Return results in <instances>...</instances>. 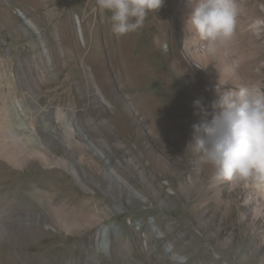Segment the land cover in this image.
<instances>
[{
	"label": "rangeland",
	"instance_id": "1",
	"mask_svg": "<svg viewBox=\"0 0 264 264\" xmlns=\"http://www.w3.org/2000/svg\"><path fill=\"white\" fill-rule=\"evenodd\" d=\"M240 3L234 37L201 67L189 50L208 52L184 29L186 0H165L142 28L120 37L97 0H0V125L13 122L23 144V128L40 111L61 113L59 123L76 125V117L99 149L113 153L107 157L115 174L142 196L119 191L106 161L82 144L73 148L80 181L67 151L55 145L21 146L15 164L0 156L2 264L10 254L24 264H171L166 240L188 264H264V214L253 213L264 208L257 189L215 182L211 164L186 148L191 125L205 119L193 114V101L212 112L221 58L235 71L225 88L246 81L264 87V30L250 28L264 18V0ZM41 39L52 53L63 50L50 68ZM33 191L41 196L31 198ZM27 212L47 215L35 224ZM148 216L166 240L149 237L145 244L146 224L142 231L130 225ZM98 231L109 238L105 246Z\"/></svg>",
	"mask_w": 264,
	"mask_h": 264
},
{
	"label": "clouds",
	"instance_id": "2",
	"mask_svg": "<svg viewBox=\"0 0 264 264\" xmlns=\"http://www.w3.org/2000/svg\"><path fill=\"white\" fill-rule=\"evenodd\" d=\"M165 0H97L100 10L111 13L110 31L120 37L142 28L150 12L160 9ZM189 12L184 29L204 42L214 55L234 37L238 19L244 9L240 0H187ZM250 28L264 30V18H256ZM225 81L214 86L215 98L209 113L201 99L192 103L194 115L205 119L191 125L187 147L211 164L212 179L230 188L251 185L264 191V87L246 81L238 87H227ZM211 118L208 119L207 117ZM255 216L264 214L259 205ZM169 244L171 264H188L189 257L173 250Z\"/></svg>",
	"mask_w": 264,
	"mask_h": 264
},
{
	"label": "bare ground",
	"instance_id": "3",
	"mask_svg": "<svg viewBox=\"0 0 264 264\" xmlns=\"http://www.w3.org/2000/svg\"><path fill=\"white\" fill-rule=\"evenodd\" d=\"M184 10L186 12H189V8L187 6V0H186V4L184 5ZM20 13H21L20 14L21 18L24 20L23 22L27 25V27L32 28L33 30L34 29L36 30L33 22L22 11ZM41 43H42V47H41L42 51L41 52L43 53V55L45 57L46 66L50 68L54 65V63L56 61L58 62V60L62 57L63 50L60 49V50H57L54 53H52L50 51L51 49L50 50L48 49L49 47H47V45L45 44V42L43 40L41 41ZM196 45H197V43H196ZM189 47H190V42H187L186 48H189ZM200 49H203V48L198 47L197 50H200ZM165 51L168 52V50H165ZM189 51H191L192 61L201 67H204V62L208 63L209 55L214 56V57H218L217 54H220L219 49L214 55L203 52V51L202 52L196 51V50L193 51L192 49ZM225 59H226V57H223V59L221 58L223 68L221 70L222 71L221 79H219V81H217L218 84L224 83L226 77L235 72L234 67L231 64L228 65L227 62L225 63ZM215 85H216V83H215ZM97 90L100 93V95L102 96L105 103L108 104V101H106V99H105V97H104L99 86H97ZM99 103H100L101 107H102V105H104L103 103H101L100 100H99ZM30 105H31V99L28 100L26 103H23V106L22 105H19V106L21 108V111H23L24 108H28V107H30ZM39 113H41V116L39 119H37L35 122H32L30 126L23 128L24 129L23 133L27 134L26 136L23 137V138H25L24 140H26L27 142L23 143V144L21 142V138L18 135V132L14 130L16 125L13 122L10 121V123H9V120H8V121L4 122L5 126L3 125V127H2L0 125V156L1 157L7 159L11 164H15V163H17V161L19 159V153L21 152V150H23V147H21V146H26V145H32V146L35 145L36 146L37 145L40 148L42 147V148L46 149L48 144L55 145L56 147H61L67 151V154H68L69 159H70V161H68L69 169L74 174V176L77 178V180L80 181V179L83 177V175H81V173H79V171H78L77 161H75V154L73 153V148H74V145L76 146L77 144L78 145L82 144L85 147L92 150L93 153L98 155L101 159H104L106 161V165H105L106 166V172H105V174H106L107 178H110L115 182L116 188L119 191H125V193L131 199L142 198L141 194H138V192L135 189L130 187L123 179H121L118 175L115 174V171H114V169H113L112 165L110 164V161L107 157V154H108V156H111V155H113V153L111 151H109L108 149L107 150L99 149L92 142V139H91L90 135L88 134V132L83 127H81V125L79 124V121L76 119V117H75V121H76V125H75L73 120H71V122H68L69 121L68 120L67 122L59 123V121L61 119L60 116H62L61 113H60V115H56V118H55V115H53L51 113L50 109L40 111ZM77 136H79L81 138V141L76 142ZM6 142L10 144V147H8L9 144H7ZM101 145H103V144H101ZM257 191H258L257 192L258 198L261 199L262 206H263L264 205V191H261L258 189H257ZM29 196L33 199H36L37 196H41V192L33 191L31 194H29ZM256 201H257V203H260L258 200H256ZM35 205L37 206V203H35ZM19 207L18 208L20 210L23 206H19ZM20 215L22 216V213ZM46 215H47V213H44V212L38 213V214H35L33 212L25 213V216H27L29 219H31V221H33L35 224H39V222L44 220ZM0 216H2V215L0 214ZM3 221H4V219H3ZM145 224L149 228L148 231H145V233H143V239H144V242L146 244L149 240V237H152L151 221L147 220L144 222L142 219H139L138 221L133 220V222H131L130 225L136 226L139 231H142V228H143V226H145ZM154 226L156 229L160 230L157 227V225L155 224V220H154ZM105 232H106V230H105ZM105 232L104 231H98L96 234L98 240L102 241V239H103L102 243H104V246H105L106 242L109 241V238L107 237ZM154 239L163 241L164 238H153V240ZM101 241H99L98 245H97V247L99 249H101V243H100ZM104 241H106V242H104ZM169 244H171V242H166L163 245V248H164L165 252L170 255V253L168 252ZM0 264H2L1 259H0ZM4 264H24V263L20 261L19 256H16V255L14 256V255L10 254L9 257L5 259Z\"/></svg>",
	"mask_w": 264,
	"mask_h": 264
},
{
	"label": "built area",
	"instance_id": "4",
	"mask_svg": "<svg viewBox=\"0 0 264 264\" xmlns=\"http://www.w3.org/2000/svg\"><path fill=\"white\" fill-rule=\"evenodd\" d=\"M17 12H18V14L20 13L18 10H17ZM162 49L163 50L168 49V46H163ZM148 220L151 221L152 237L153 238H164L165 239V236L163 235L162 231L156 229L155 226H154V216H148ZM166 241L167 242H173V241H170V240H166Z\"/></svg>",
	"mask_w": 264,
	"mask_h": 264
}]
</instances>
